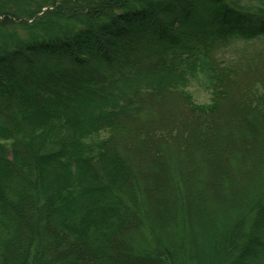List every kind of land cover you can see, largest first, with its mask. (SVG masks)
<instances>
[{"label": "trees", "instance_id": "16d2710c", "mask_svg": "<svg viewBox=\"0 0 264 264\" xmlns=\"http://www.w3.org/2000/svg\"><path fill=\"white\" fill-rule=\"evenodd\" d=\"M0 18V264H264V0Z\"/></svg>", "mask_w": 264, "mask_h": 264}, {"label": "rangeland", "instance_id": "374dc122", "mask_svg": "<svg viewBox=\"0 0 264 264\" xmlns=\"http://www.w3.org/2000/svg\"><path fill=\"white\" fill-rule=\"evenodd\" d=\"M2 19V18H0ZM244 45V44H241ZM258 52V51H264V38L260 39V40H256L255 42H252L250 44H246L245 46H238L234 49L231 50L233 56H243V55H248L254 52ZM189 91L193 94L195 100L197 103H207L209 101V94L205 93L201 88H199L197 85H192L189 89ZM157 115V114H155ZM233 124V122H232ZM254 150V149H253ZM254 151H252V153L250 152L249 155H252ZM256 154V153H255ZM249 166H246L245 168H248ZM249 169V168H248ZM144 180H146V182H148L149 180L151 182H153L152 184L154 185V182H156L157 178L156 177H149V179L147 177L144 178ZM160 189V188H159ZM201 197H203V195H201ZM205 197V195H204ZM217 199L216 196H211L209 197H205L203 198V211L205 212L206 215H211L214 213H217V211L219 213L222 212V209L224 207L223 203H215V200ZM152 205L154 206H164L165 202L164 199L161 200V202L158 204V202L155 204L153 203ZM212 211V212H211Z\"/></svg>", "mask_w": 264, "mask_h": 264}]
</instances>
